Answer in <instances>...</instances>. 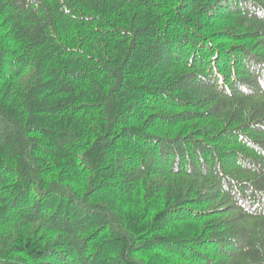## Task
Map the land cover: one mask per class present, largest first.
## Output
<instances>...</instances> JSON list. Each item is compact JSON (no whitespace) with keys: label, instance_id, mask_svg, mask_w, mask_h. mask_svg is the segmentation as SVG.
I'll return each mask as SVG.
<instances>
[{"label":"trees","instance_id":"1","mask_svg":"<svg viewBox=\"0 0 264 264\" xmlns=\"http://www.w3.org/2000/svg\"><path fill=\"white\" fill-rule=\"evenodd\" d=\"M0 264H264V0H0Z\"/></svg>","mask_w":264,"mask_h":264}]
</instances>
